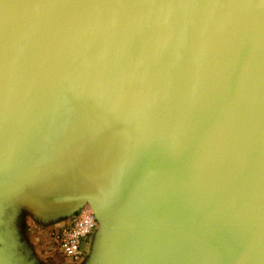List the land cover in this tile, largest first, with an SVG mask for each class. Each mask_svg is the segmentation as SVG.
<instances>
[{
    "label": "water",
    "instance_id": "water-1",
    "mask_svg": "<svg viewBox=\"0 0 264 264\" xmlns=\"http://www.w3.org/2000/svg\"><path fill=\"white\" fill-rule=\"evenodd\" d=\"M86 206L90 264H264V0H0V264Z\"/></svg>",
    "mask_w": 264,
    "mask_h": 264
},
{
    "label": "rangeland",
    "instance_id": "rangeland-1",
    "mask_svg": "<svg viewBox=\"0 0 264 264\" xmlns=\"http://www.w3.org/2000/svg\"><path fill=\"white\" fill-rule=\"evenodd\" d=\"M15 212V207L10 209L11 214H14ZM55 223L50 222L43 224L33 219L31 216L23 214L20 219V222L15 226L17 234L20 238V243L26 250H29L30 252L29 261L32 264H71L61 257L58 249L52 244L49 238V234L53 230ZM10 229H12L13 231V226L12 228L10 227ZM3 232L4 229L0 227V248H3L1 244L3 243ZM96 233L97 230L95 231L93 237H91L87 242L83 243L81 248L82 255L80 260L72 264H90L92 262L91 257L92 252L94 251L93 239ZM16 249L11 250V247H7V249H2L5 250L3 256L5 258L9 256L12 262H14L15 264H25L26 259H21V256H19L18 254L19 251L17 250V253Z\"/></svg>",
    "mask_w": 264,
    "mask_h": 264
},
{
    "label": "built area",
    "instance_id": "built-area-1",
    "mask_svg": "<svg viewBox=\"0 0 264 264\" xmlns=\"http://www.w3.org/2000/svg\"><path fill=\"white\" fill-rule=\"evenodd\" d=\"M97 229L95 215L86 206L71 218L55 223L49 238L61 257L72 264L80 260L83 243L93 237Z\"/></svg>",
    "mask_w": 264,
    "mask_h": 264
}]
</instances>
